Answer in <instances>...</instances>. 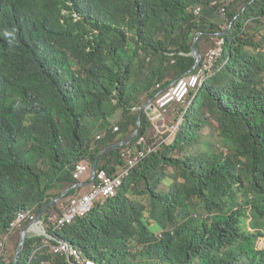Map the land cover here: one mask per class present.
I'll list each match as a JSON object with an SVG mask.
<instances>
[{
	"label": "clouds",
	"instance_id": "clouds-1",
	"mask_svg": "<svg viewBox=\"0 0 264 264\" xmlns=\"http://www.w3.org/2000/svg\"><path fill=\"white\" fill-rule=\"evenodd\" d=\"M172 1L175 2L169 4ZM247 1L252 4L256 0ZM224 6L230 9L228 0H209L207 3L205 0H0V264H6L9 257L11 260L7 264H101L73 240L72 234L78 221L92 215L97 208H100V214L102 210H106V214L111 208L110 202L115 203L111 210H117V202L126 190L127 182H130V188L136 189L137 182L133 180V174L150 158L158 159L153 166L154 172L161 167L171 168L165 161V153L168 152L170 158H174L170 154L175 150L172 147L174 141L162 138L157 140V135H168L176 140L185 125H195L197 130L202 119L204 95L201 94L210 79L219 74H212L200 91L191 88L186 93H179L177 88L180 86L178 87L177 83L195 75L204 61L200 56L197 66L193 69L194 55L193 52L186 51V44L201 33L209 14L215 17L221 15ZM244 11L245 8L232 20L228 15L227 27L224 29L221 26L217 31L214 30L210 35V42L229 50L228 36L239 19L243 31L235 44L248 55L253 52L250 56L252 57L257 54L250 42L258 40L254 32L256 27L264 26V15L253 13V18L241 20ZM233 12L235 8L230 10V13ZM23 14H26L27 18L22 19ZM246 20L250 36L244 31ZM155 22L162 25L155 29L157 33L149 26ZM172 34L175 38L169 43ZM154 50L163 60L167 58L171 61L174 67L180 58H192L194 63L174 81L168 82L161 78L165 84L157 82L152 95L144 93L147 100L139 106V100L135 96L143 88L132 92L134 89L126 87L131 75V66L144 70L146 64L154 58ZM259 50L264 51V46ZM259 59L257 63L262 62ZM231 60L232 58L224 65L222 74L226 70H235L229 68ZM249 65L254 66L251 63ZM241 68V79L233 81L232 74L231 78L224 82L225 85L245 80L243 72L246 66L241 65ZM103 71L110 73L106 83L109 86L113 84L112 92L108 96V106L111 108H105L111 112H107L106 117L95 120L89 116L90 102H93L94 85ZM251 72L257 74L258 69ZM161 73L166 74L164 71ZM101 88L104 89L102 92L99 90L102 94L109 91V87L105 88L102 84ZM167 93L172 97L168 113L159 116L164 113L157 108L156 101ZM113 100H116L117 104L112 103ZM131 104H135L132 109L137 112V116L133 118L136 129L140 111L143 112L138 134L146 130L142 138L149 139L152 147L156 149L155 153L127 178L117 197L97 200L92 212L77 215L62 226L59 220L65 218L74 201H80L90 193V186L101 170L105 169L111 176L118 175L123 168L129 166V161L122 157L123 151L143 148L140 144L142 138L138 142L127 143L135 130L126 135L130 124L124 119L127 122L124 131L122 122L118 119L120 111L127 109L122 107H129ZM114 106L120 108L116 113ZM88 119H92V122ZM149 124H154L158 132ZM163 126L164 133L161 130ZM86 132L90 138L85 144L88 153L86 158L80 160L71 156L68 160L73 179L63 183L58 177H53V174L46 175L54 168L55 162H58V155L67 151L69 138L74 143L76 135L81 136ZM219 136L232 148L231 154L219 155L231 158L234 145L220 131ZM215 146L218 148L217 145L209 144V149L200 151V156L190 151L187 158L194 157L193 161L201 164L202 157H206L205 153L216 149ZM42 148L50 149L55 156V162L49 164L44 172H39L42 177H37L34 175L36 162H50L49 157L39 160ZM111 151H115L112 158H119L125 166L117 171L118 173L111 174L108 168L101 167L102 156L93 179L92 168L97 155ZM88 156H94L93 162ZM176 158L185 157L180 154ZM62 164L60 162L57 165L59 167ZM198 164L195 170L197 174L201 169ZM77 165L87 167V171L79 179L74 175ZM171 172L177 173L173 169ZM236 178L231 176L228 182L232 184L235 181L238 184ZM164 179L176 181V187L166 196L156 189L159 184H163ZM164 179L157 186L153 185L161 202H167L174 195V191H180L179 188L183 189L185 184L184 179L179 176L174 178L170 175ZM181 180L184 181L183 184L179 183ZM201 185L207 187V192L221 191V188L208 181ZM51 186L64 189L53 197L47 193ZM35 190H38L37 194ZM192 191L195 193L198 190ZM211 203L212 200L204 195L202 209L208 210ZM144 207L151 208L150 204ZM125 209L129 211L128 206ZM187 211L191 213L188 217L197 218L204 212L190 202ZM209 217L207 214L205 220ZM172 218L173 222L185 219L183 215H173ZM250 231L255 230L250 228ZM163 234L164 231L157 236L162 238ZM262 238L255 240L257 247L264 248V245L260 244ZM15 239L18 245L12 249ZM76 251L82 253L80 262L74 255ZM128 253L130 256L134 254Z\"/></svg>",
	"mask_w": 264,
	"mask_h": 264
},
{
	"label": "trees",
	"instance_id": "trees-1",
	"mask_svg": "<svg viewBox=\"0 0 264 264\" xmlns=\"http://www.w3.org/2000/svg\"><path fill=\"white\" fill-rule=\"evenodd\" d=\"M208 1L205 0L206 3ZM244 8L241 20L253 18L255 16L253 13L263 16L264 0H256L252 4H248V1L238 3L233 13L227 8L230 19L232 20ZM213 18H215L213 14L208 15L207 24L201 32H210L216 27V23L210 22ZM149 26L154 33H157L155 29L162 25L155 22ZM242 31L243 27L238 19L228 36V52L232 58L230 69L246 66V72H243L245 80L222 86L221 83L224 84L232 76V71L226 70L223 74L220 73L210 79L201 94L206 98L210 113L221 124L220 132L234 145L231 158L208 150L205 153L206 157H202L201 164H198L193 161L194 157L172 159L166 152L165 161L171 168L161 167L156 172L153 166L158 159L150 158L133 174L132 178L137 182L136 190L130 188V182H127L126 190L123 191L116 205L117 214L115 211H110L115 206L114 202H110L111 208L105 215V224L101 223L100 208L89 217L78 221L77 228L72 234L73 240L87 250L89 256L96 261L103 264H129V259L132 258L136 261L141 259L135 264H159L158 262L160 264H264V248L257 247L255 243L256 239L264 237V51L259 50L264 46V26L256 27L254 33L258 36V40L250 42L257 54L252 57L250 56L253 52L248 55L244 49L235 44ZM203 38L198 43V49ZM193 40L194 38L186 44L187 52H191ZM259 58L262 62L257 63ZM247 61L254 66L249 65ZM193 63L192 58H180L174 70L178 74H183L192 67ZM253 69H258L257 74L251 72ZM109 77L110 73L103 71L93 88L94 96L93 102H90L89 116L95 120L106 117L108 111L106 109L111 108L108 106V96L112 92L113 84L109 86L106 83ZM101 84L105 88L109 87V91L100 93L104 90ZM206 123L207 118L202 117L197 130L195 125H185L172 147L188 150L194 137ZM149 125L155 128L156 132L157 127L154 124ZM122 128L125 131L127 124H122ZM145 134L146 130H143L135 142ZM69 140L67 151L58 155L57 163L50 149H41L39 160L49 157L50 162L37 161L34 165L35 176L42 177L39 172H44L49 164L55 162L54 168L46 175L53 174V177H58L63 183L73 179L68 160L71 156L80 160L86 158L88 153L85 144L90 138L86 132L81 136L76 135L74 143L71 138ZM202 145L209 149L208 142H203ZM215 148L218 149L216 146ZM114 155L115 151L108 153L101 164V167L108 168L111 174L118 173L117 171L125 166L119 158H112ZM60 162L64 163L58 167L57 164ZM197 164L201 166L198 174L195 173ZM175 168H178V171ZM171 169L177 173L171 172ZM170 175L184 179V188L180 187V191H174V195L167 202H161L153 185L157 186ZM231 176L237 177L238 184L235 181L232 184L228 182ZM207 181L217 185L221 191L207 192V187L201 185ZM193 189L198 191L193 193ZM129 194L148 195L151 208L146 209L138 200L130 199ZM204 195L212 200L206 211L202 209ZM188 202L204 211L198 215L199 219L194 216L188 217L191 214L187 211ZM127 206L129 211L125 209ZM207 214L210 217L205 220ZM173 215H183L185 219L173 222ZM154 225L164 231L162 238L151 230L150 226ZM250 228L255 231H250ZM132 244H135L137 250L133 256H130L127 249ZM260 244L264 245V238L260 240Z\"/></svg>",
	"mask_w": 264,
	"mask_h": 264
},
{
	"label": "rangeland",
	"instance_id": "rangeland-1",
	"mask_svg": "<svg viewBox=\"0 0 264 264\" xmlns=\"http://www.w3.org/2000/svg\"><path fill=\"white\" fill-rule=\"evenodd\" d=\"M228 1H229V5H230V10H233L236 7V4L246 2L247 0H228ZM248 20L251 21L250 19H248ZM214 21L215 22H212V23H216V27L213 30H211L210 32H206V33L204 32V34L202 35V37H204V39H207V46L211 45L210 41L212 39H211L210 35L214 32V30L217 31L219 28H221V26L224 29L227 27V23L224 20V18H222V17L216 16ZM244 27L246 29L244 31H246V33H248L249 28H248L247 20L244 22ZM242 35H243V33H242ZM248 36H250V33H248ZM174 38L175 37H173V34H172V36L170 37L168 42L172 43V40ZM154 45H158V44L154 43ZM214 46L215 45H213V47ZM174 48H177V47H174ZM205 51H209V48H206ZM155 53H156V50H154L152 54H155ZM174 69H175V67L173 66V64H171V61H169L167 58H166V60H163L161 55L158 56L157 54H155L154 58L151 60V62H148L146 64V68L144 70H143V68H137V67L131 66V75L129 76L128 83H127L126 87L128 89H134L132 92H134L135 90H138V89L142 90V88H143V90L139 91V93H137L135 96V98L139 100V106H140L147 100L144 97V93H147V94L151 93V95H152L154 87H155L157 82H159L161 85H163V84H165V81H168V82L174 81L180 75H182V74H178L177 71H175ZM242 70H243V68H237L235 70H232V74H233L232 80L233 81H237V80L241 79L240 72ZM163 71L166 74H162L161 72H163ZM161 78L165 81H162ZM231 84H229V85H231ZM221 85L222 86H228V85H225V83L224 84L221 83ZM112 103L117 104L116 100H113ZM135 104H131V105H129V107L128 106L126 107V105L124 107L121 106L122 108H127V109H122L120 111L119 116H118V119L122 122L123 125L127 124L126 121H128L130 124L128 127L126 135L132 134L134 132V130L136 129V124L134 123L133 118L137 116V112L132 109V106H135ZM199 104H200V100H199ZM114 107H116V106H114ZM117 109H120V108L116 107L115 113H116ZM127 110H128V113H127ZM107 112H108V114H110L111 111H107ZM201 113H202L201 117L207 118V123L196 134L191 148H188V150H186V151L182 150L181 148L175 149L173 152H170L172 157L176 158L180 154L182 156L186 157L190 153V151L191 152L194 151L197 156H200V151L205 150V148L202 146L203 142H208L211 146L217 145L219 150H216L213 148L215 153H218V154H220V153L231 154L232 153V148L227 146L225 144L224 140L219 136V123L216 121L215 117L210 113L209 107L206 104L205 96H203V99H202ZM143 117H144V115H143ZM88 120H91V122H92V119H88ZM94 125H96L95 122H94ZM91 129L94 131L93 128H91ZM161 130H163V129H161ZM114 149H116V148L114 147ZM106 155L107 154L104 153L103 160L106 158ZM89 157H91V161L93 162L94 156H89ZM199 160H200V157H199ZM175 169L178 171V168H175ZM164 180H163L164 181L163 184L162 185L159 184L156 189H158V191H160L163 194V196H166L173 189L176 181L174 179L173 180L164 179ZM179 183L183 184L184 181L181 180ZM63 189L64 188H62L60 186H55V187L51 186V188H49V190H47V193L54 197L57 194H59L60 192H62ZM35 193L37 194L38 190H35ZM130 199L138 200L140 203H142L143 205H145L147 207L150 203V198L148 196L130 194ZM114 211L116 212V214L118 213V211L115 209L111 210V212H114ZM105 212H106V210H102V212H101V216H102L101 223L102 224H105V222H106ZM150 228L152 231H155L156 235H160L162 232V229H160L158 226H151ZM12 245H13L12 249L16 248V246L18 245V242H16V239L14 240ZM136 250L137 249L135 248V244H132L128 247V252H130V253H135ZM10 260H11V258L9 257V259H7V261H6V264L9 263ZM139 260H141V259H138L136 261V260H133L131 258V259H129V264H135ZM158 263L160 264V262H158Z\"/></svg>",
	"mask_w": 264,
	"mask_h": 264
},
{
	"label": "built area",
	"instance_id": "built-area-1",
	"mask_svg": "<svg viewBox=\"0 0 264 264\" xmlns=\"http://www.w3.org/2000/svg\"><path fill=\"white\" fill-rule=\"evenodd\" d=\"M207 62L208 59H204L203 64L201 65L198 72L188 78L190 80L196 81V83L187 84L184 81L181 82L179 85L180 88H177L179 93H186L191 88L200 91L205 86L207 79L212 75H208V71L203 69V65ZM171 100L172 97H170V94L168 93L157 99V108L164 113L163 115L160 114L159 116H164L168 113V105L171 103ZM162 137L163 136L159 135L156 136L157 140H160ZM140 144L143 145V148L128 149L123 151L122 157L129 161V166L123 168L118 175L111 176L105 169L101 170L97 174L96 180L90 186V193L86 194L85 197H83L80 201H74L67 210L65 218L59 220V224H62L63 226L65 223H69L77 215H84L92 212L96 201L99 199L117 197L122 190L121 188L123 185H125L127 178L134 172L136 168L140 167L154 151H156V149L152 147V144L149 142L147 137L142 138L140 140ZM86 171L87 167L85 165H77L74 174L75 178L79 179ZM74 255L80 262L82 253L80 251H76ZM88 264L94 263L88 262Z\"/></svg>",
	"mask_w": 264,
	"mask_h": 264
},
{
	"label": "bare ground",
	"instance_id": "bare-ground-1",
	"mask_svg": "<svg viewBox=\"0 0 264 264\" xmlns=\"http://www.w3.org/2000/svg\"><path fill=\"white\" fill-rule=\"evenodd\" d=\"M218 17H222L226 21V19L228 17V9L226 6H224V8L222 10V14L219 15ZM214 19L215 18L210 19V22H215ZM203 34H204V32H201L195 36V38L193 40L191 52H193V48L195 47V49L197 50V52L199 53V55L203 59H208V62L203 65V69L205 71H208V75L220 74L224 71V65H226L228 63V61L231 59V54L228 52V50H224L221 47H218V44L217 45L211 44L210 46H207V39H204V38H203V41L200 42V49H201V51H200V49H198V43H199L200 39L202 38ZM213 45H215V46L213 47ZM206 48H209V51H205ZM183 81L186 82L187 84H195L196 83V81H193V80H190L187 78ZM183 81H181V82H183ZM181 82L177 83V85L179 86L181 84ZM162 129H163L162 131L164 133V131H165L164 126ZM136 131H137V129H135V132ZM156 132H158V129H156ZM140 134H138L136 136L135 135L131 136L130 137V143L135 141V139L138 138L140 136ZM162 139L163 140L171 139L174 141L173 143L176 142L174 140V138H172L171 136H168V135H164L162 137ZM153 153H155V152H153ZM101 264H103V263H101Z\"/></svg>",
	"mask_w": 264,
	"mask_h": 264
},
{
	"label": "water",
	"instance_id": "water-1",
	"mask_svg": "<svg viewBox=\"0 0 264 264\" xmlns=\"http://www.w3.org/2000/svg\"><path fill=\"white\" fill-rule=\"evenodd\" d=\"M38 5H33V7H37ZM22 19H25L27 18V15L26 14H23ZM193 55H194V60H195V64H194V67L193 69L197 66L198 62H199V53L197 52V50L195 49V47L193 48ZM143 112L142 110L140 111V114H139V117H138V125H137V131L134 133V135H136V133L139 132L140 130V119H141V116H142ZM130 142V139L127 141V143ZM126 143V142H125ZM104 155L103 152H101L99 155H97L96 159H95V162L93 164V168H92V171H93V179H94V173H96V170H97V166H98V163L100 162V158Z\"/></svg>",
	"mask_w": 264,
	"mask_h": 264
}]
</instances>
